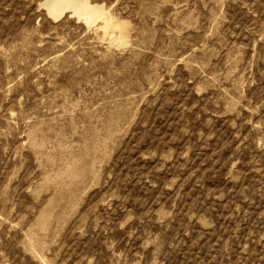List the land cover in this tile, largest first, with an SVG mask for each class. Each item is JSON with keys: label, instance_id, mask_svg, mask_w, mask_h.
<instances>
[{"label": "rangeland", "instance_id": "1", "mask_svg": "<svg viewBox=\"0 0 264 264\" xmlns=\"http://www.w3.org/2000/svg\"><path fill=\"white\" fill-rule=\"evenodd\" d=\"M91 2L0 0V264H264V0Z\"/></svg>", "mask_w": 264, "mask_h": 264}, {"label": "bare ground", "instance_id": "2", "mask_svg": "<svg viewBox=\"0 0 264 264\" xmlns=\"http://www.w3.org/2000/svg\"><path fill=\"white\" fill-rule=\"evenodd\" d=\"M42 6L47 9L54 20L60 19L65 13H70L71 18L83 21L88 28L99 22L105 33L115 28H122L120 23L113 21L103 6L93 4L91 0H44ZM119 42L125 43L123 33L119 37Z\"/></svg>", "mask_w": 264, "mask_h": 264}]
</instances>
